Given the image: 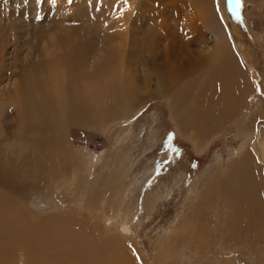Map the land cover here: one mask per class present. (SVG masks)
I'll list each match as a JSON object with an SVG mask.
<instances>
[{"label": "rangeland", "instance_id": "374dc122", "mask_svg": "<svg viewBox=\"0 0 264 264\" xmlns=\"http://www.w3.org/2000/svg\"><path fill=\"white\" fill-rule=\"evenodd\" d=\"M222 1L0 0V78L19 85V68L43 61L57 82L91 62L136 82L130 112L64 146L45 215L100 228L114 214L133 264H264V0H242L239 20ZM160 70L180 82L159 90Z\"/></svg>", "mask_w": 264, "mask_h": 264}, {"label": "bare ground", "instance_id": "6f19581e", "mask_svg": "<svg viewBox=\"0 0 264 264\" xmlns=\"http://www.w3.org/2000/svg\"><path fill=\"white\" fill-rule=\"evenodd\" d=\"M219 5L220 10L226 9L225 0ZM55 27L58 31V24ZM20 46L15 47V53ZM108 47L107 41L102 42L101 51L106 49V54H111ZM119 48L117 53L122 54L124 49ZM43 63L19 68V85L13 83V78H0V264H133L121 247V241L130 232L114 214L106 217L100 213L103 227L99 228L68 209L58 215H45L44 210L45 200L52 191L57 193L60 186L57 171L64 146L85 140V130L130 112L138 93L132 87L134 80L128 82L112 72V78L105 73L104 78L96 76L99 72L88 70H93L94 64L90 62L79 69L78 78L54 82L46 78L55 75L49 68L44 69ZM34 72L44 77L27 78ZM158 72L159 90H171L181 80L170 78L166 71ZM234 85L233 78H226V100H230ZM212 91L210 88L207 94L205 110L199 108V112H207ZM152 95L149 93L148 97ZM199 114L197 120L201 118ZM245 167H249L250 174L248 162ZM89 168L90 162L85 169ZM250 181L255 186V180ZM250 189L253 190L251 185ZM77 205H81L80 200ZM115 213L121 215L120 210ZM106 230H114L115 234H105Z\"/></svg>", "mask_w": 264, "mask_h": 264}, {"label": "snow or ice", "instance_id": "6c2138e0", "mask_svg": "<svg viewBox=\"0 0 264 264\" xmlns=\"http://www.w3.org/2000/svg\"><path fill=\"white\" fill-rule=\"evenodd\" d=\"M50 2L55 3V0H50ZM71 2V0H70ZM230 3L234 5L233 11L236 15V19H241L240 11L242 7V0H230ZM42 17L40 15L37 16V19H41Z\"/></svg>", "mask_w": 264, "mask_h": 264}]
</instances>
